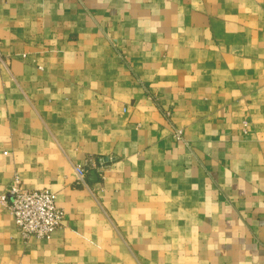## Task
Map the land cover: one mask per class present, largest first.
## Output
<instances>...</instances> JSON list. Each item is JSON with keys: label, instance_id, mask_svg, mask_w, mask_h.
<instances>
[{"label": "crops", "instance_id": "obj_1", "mask_svg": "<svg viewBox=\"0 0 264 264\" xmlns=\"http://www.w3.org/2000/svg\"><path fill=\"white\" fill-rule=\"evenodd\" d=\"M0 53V193L65 212L0 264H264V0H0Z\"/></svg>", "mask_w": 264, "mask_h": 264}, {"label": "built area", "instance_id": "obj_2", "mask_svg": "<svg viewBox=\"0 0 264 264\" xmlns=\"http://www.w3.org/2000/svg\"><path fill=\"white\" fill-rule=\"evenodd\" d=\"M5 62L0 53V67ZM180 134L181 130H177L176 135L180 137ZM74 172L78 182H85L87 168L84 164H74ZM0 201L9 207L16 227L25 239L50 238L64 224L65 212L57 204L56 192L47 188H26L19 176H15L0 193Z\"/></svg>", "mask_w": 264, "mask_h": 264}]
</instances>
